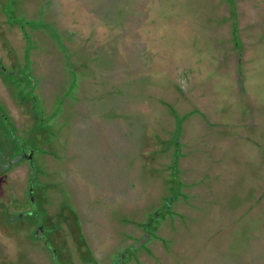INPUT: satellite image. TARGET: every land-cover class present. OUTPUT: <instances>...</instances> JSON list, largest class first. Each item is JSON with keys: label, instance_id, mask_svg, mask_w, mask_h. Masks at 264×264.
<instances>
[{"label": "rangeland", "instance_id": "rangeland-1", "mask_svg": "<svg viewBox=\"0 0 264 264\" xmlns=\"http://www.w3.org/2000/svg\"><path fill=\"white\" fill-rule=\"evenodd\" d=\"M234 2L235 18L229 0H0V15L48 25L28 57L53 117L32 137L46 145L54 185L45 187L50 203L42 193L34 207L45 204L50 228L62 226L55 244L69 264L94 263L58 214L76 211L98 264H111L163 202L170 206L155 218L153 238L122 264H264V199L238 195L258 186L254 172L264 166V0ZM3 33L10 39L0 37V60L26 62L20 29L0 24ZM0 94L11 100L1 82ZM160 99L200 108L183 125L178 154ZM174 158L182 190L169 200ZM29 175L18 167L0 178V199L24 203ZM27 233L0 230V260L52 264Z\"/></svg>", "mask_w": 264, "mask_h": 264}, {"label": "flooded vegetation", "instance_id": "flooded-vegetation-1", "mask_svg": "<svg viewBox=\"0 0 264 264\" xmlns=\"http://www.w3.org/2000/svg\"><path fill=\"white\" fill-rule=\"evenodd\" d=\"M3 3L5 4L6 2ZM3 6L4 5H2V7ZM3 9L5 8L3 7L1 11H3ZM0 16L1 28H13L15 26L19 28L21 26L16 19L11 18L10 13L7 11L2 12ZM1 19L2 21L4 20L5 24H3ZM0 37L6 38V41L4 40L5 44L8 42V39H10V35L8 34H4ZM25 49L26 51L23 54L27 61L24 63L19 62L16 64L13 62V66L5 64L0 60V82L3 84L4 88L7 89V93L12 94L11 100L6 99L5 95L2 97L0 94V178L2 180L7 178L8 173L18 167H25V169L30 172L28 187L26 189L27 200L24 203L20 202L21 204L17 205L16 199V203L11 202L10 205H7V203H4V201L0 199V230L7 235H9L8 233L10 232L11 236L18 231H24V234L27 231V234L31 238L35 241H40L45 249L51 252L52 264H69L67 261L69 254H62L58 249H55L51 243L55 238H58L63 230L62 226L58 229L57 227L50 228V223L48 221L50 220V216L49 213H47L48 211L45 212L47 210L45 204H49L50 202L49 200L46 201V196L49 194L48 191L45 190V187L49 189L50 187L52 188L54 184L50 179V172L45 168L46 145L43 143L42 148L37 147L35 143L38 142V140L41 141V139L38 136L32 137L34 132L37 131L36 129H41L40 126L36 127L37 123L42 125L41 123L45 122L43 124L51 125L49 123L50 119L53 117L46 113V106L43 104L44 101L38 95L37 80L34 78L33 67L29 65L31 60H29L30 57L28 56L30 55L29 52L31 48L28 50L26 47ZM13 54L18 55L17 51L13 52ZM17 65H19V67L15 68ZM42 193L45 194L42 195L45 200V204L42 205L44 211L41 209L42 214L44 213L43 216L41 211L34 207L37 203L39 205L40 199L38 200L36 197L41 198ZM13 200L15 199L13 198ZM71 213H76V211H72ZM160 214L159 212L155 213L156 216ZM58 216L59 220L64 222L70 234L73 235V228L70 226L71 223L65 219V214L60 213ZM156 216H150L151 219L144 224L145 231L143 235L129 249H125L121 253L115 255L111 264H122L123 261L130 258L132 253L143 245H146L147 242L153 238V222ZM19 217H22L21 219L25 220V222L20 223ZM15 227L21 230H16ZM13 239L16 240L15 238ZM13 249L17 259L18 245L15 244L14 248L12 244L10 250ZM0 264H4V262L0 260Z\"/></svg>", "mask_w": 264, "mask_h": 264}, {"label": "trees", "instance_id": "trees-1", "mask_svg": "<svg viewBox=\"0 0 264 264\" xmlns=\"http://www.w3.org/2000/svg\"><path fill=\"white\" fill-rule=\"evenodd\" d=\"M230 1V4H231V9L232 10V15L233 17L235 18L236 16V6H235V2L234 0H229ZM18 23L21 25L19 27L22 35H23V41L25 40V46L27 47V49L29 50L31 47L32 49H36V47L40 46L41 42L40 41V34H41V29L42 28H45L47 29L48 28V25L46 23H42V24H39V23H36V22H33L32 23L28 22H20L18 21ZM48 23V22H47ZM32 26L30 28V26ZM41 25V26H40ZM15 28V27H13ZM237 21H234V39H235V46L238 47L240 46L242 43H241V40L239 38V35L237 33ZM38 30L40 31V33L38 34V36H34L37 34ZM57 35H59V30H57ZM62 38V34H60L58 36V39H61ZM59 43L61 45L62 48H65V52L67 53V56H69L71 59L73 58L72 56V52L70 50H68L67 46L64 44V42H61L59 40ZM40 44V45H39ZM68 45V44H67ZM72 56V57H71ZM75 56V55H74ZM81 61H82V65H87L90 67L89 64V60L88 59H84V57H81ZM212 74H215L214 72H212ZM161 98V97H160ZM162 101V103L165 105V107L168 109L169 113L172 115V119L173 121H175V130H174V135L172 136V138L170 140H173L174 143L176 144V149H175V154H178L179 153V140H180V137H181V133H182V130H183V125L188 122L190 119H192L194 116H197L200 112V108L199 106H193L191 109H187V110H181L177 105L175 104H172L170 102H167L165 99H160ZM238 103V102H236ZM223 104V103H222ZM238 106V105H236ZM240 106H242L240 104ZM226 110L224 108V106L221 105V112L223 113V111ZM52 117V116H51ZM204 117L206 118L207 116L204 114ZM260 145V144H259ZM260 152L263 153V156H264V147H260ZM257 163V161L255 162ZM260 165H264V161H263V164L262 163H259ZM259 166V165H258ZM256 166V170H255V173H257L258 175V186L255 187V185H253V187H255L254 189H251L249 193H245L243 194L244 196H246V199H252V201H255V202H259L261 200L262 197H264L263 195H260V189L261 187L264 188V166ZM171 168H172V182H173V185L170 190V195L166 196L167 199L171 200L173 199V197L175 196H178L177 194H179L182 190V180L179 176V169H178V166H177V161L176 159L174 158L173 162H172V165H171ZM263 179V180H262ZM262 180V182H261ZM263 184V185H262ZM264 190V189H263ZM259 192V196L257 195V193ZM239 197L241 198V202L244 203L245 199H243L240 194L238 193ZM166 199V198H165ZM164 199V200H165ZM255 199V200H254ZM166 202H163L162 204V207L161 208H158L154 211V213H151L150 216L155 215L156 212H159V213H163V211H166L168 209V206H170V204H165ZM262 210V208L260 209ZM71 213V212H70ZM70 217L68 215H65V219H67L70 223H71V227L73 228V231H74V243L77 244V246L81 249V254H82V257L83 259L91 262V263H94V264H98V260L95 256V254L93 253L90 245H89V242L86 238V235H85V232L83 231V228L81 226V224H79V218H78V215L76 213H71L69 214ZM245 214H243L244 216ZM159 215H157L156 217V220L159 218L158 217ZM22 217H19V222L20 223H23L25 222V220H22L21 219ZM31 221V220H30ZM20 227V226H19ZM153 233L155 234V231H153ZM53 247L55 249L56 248V244H55V239L53 241H51ZM132 252V251H131ZM72 264V263H70Z\"/></svg>", "mask_w": 264, "mask_h": 264}, {"label": "crops", "instance_id": "crops-1", "mask_svg": "<svg viewBox=\"0 0 264 264\" xmlns=\"http://www.w3.org/2000/svg\"><path fill=\"white\" fill-rule=\"evenodd\" d=\"M254 173H255V172H254ZM257 173H258V171H257ZM257 173H255V174H257ZM255 176H256L255 179H257V175H255ZM255 179H254V180H255ZM240 194H241V192H240ZM243 194H244V193L241 194V197H242ZM263 194H264V190H261V191H260V195H263ZM257 195L259 196V192L257 193ZM263 196H264V195H263ZM242 198H243V197H242ZM263 199H264V197H262L260 201H262ZM263 209H264V207H262V210H263Z\"/></svg>", "mask_w": 264, "mask_h": 264}]
</instances>
